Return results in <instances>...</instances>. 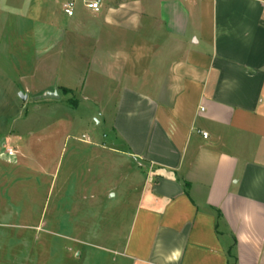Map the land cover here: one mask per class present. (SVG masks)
Instances as JSON below:
<instances>
[{"label":"crops","instance_id":"obj_1","mask_svg":"<svg viewBox=\"0 0 264 264\" xmlns=\"http://www.w3.org/2000/svg\"><path fill=\"white\" fill-rule=\"evenodd\" d=\"M128 4L81 87L108 133L47 146L42 235L5 264H264V0Z\"/></svg>","mask_w":264,"mask_h":264},{"label":"rangeland","instance_id":"obj_2","mask_svg":"<svg viewBox=\"0 0 264 264\" xmlns=\"http://www.w3.org/2000/svg\"><path fill=\"white\" fill-rule=\"evenodd\" d=\"M66 1L0 0L1 264L9 251L7 239L15 242L21 233L36 238L42 235L43 202L55 185L54 150L47 146L56 147L57 152L65 140L71 144L95 134L103 139L108 133L93 101L83 100L81 87L90 62L93 64L91 48L102 47L105 36L116 33V28L99 17L117 15L120 1L130 4L133 0H102L97 15L84 7V0H76L78 14L72 19L64 15ZM129 4L126 8L131 10ZM80 18L78 28L70 25ZM62 86L71 87L73 93ZM48 93H56L64 101H54ZM68 126L75 129L66 131ZM9 137H13L10 142ZM9 146L23 154L8 156ZM17 158L21 162L15 163ZM48 216L50 211L47 221ZM40 248L33 244L28 251L37 255Z\"/></svg>","mask_w":264,"mask_h":264},{"label":"built area","instance_id":"obj_3","mask_svg":"<svg viewBox=\"0 0 264 264\" xmlns=\"http://www.w3.org/2000/svg\"><path fill=\"white\" fill-rule=\"evenodd\" d=\"M86 6L95 11L98 12L102 9L103 1L102 0H89L85 2ZM75 8H76V2L75 0H68L63 4V11L67 16H73L75 14ZM202 134L207 137L208 133L202 132ZM8 154L12 155L13 151L11 149H8Z\"/></svg>","mask_w":264,"mask_h":264},{"label":"water","instance_id":"obj_4","mask_svg":"<svg viewBox=\"0 0 264 264\" xmlns=\"http://www.w3.org/2000/svg\"><path fill=\"white\" fill-rule=\"evenodd\" d=\"M22 97L25 99L26 96L21 94ZM47 97H50V98H58V95L56 93H48V96Z\"/></svg>","mask_w":264,"mask_h":264},{"label":"trees","instance_id":"obj_5","mask_svg":"<svg viewBox=\"0 0 264 264\" xmlns=\"http://www.w3.org/2000/svg\"><path fill=\"white\" fill-rule=\"evenodd\" d=\"M64 90H65V92H69V90H68V89H66V88H65Z\"/></svg>","mask_w":264,"mask_h":264}]
</instances>
